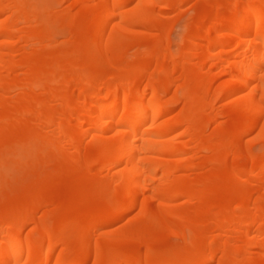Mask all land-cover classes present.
I'll list each match as a JSON object with an SVG mask.
<instances>
[{
	"label": "bare ground",
	"instance_id": "obj_1",
	"mask_svg": "<svg viewBox=\"0 0 264 264\" xmlns=\"http://www.w3.org/2000/svg\"><path fill=\"white\" fill-rule=\"evenodd\" d=\"M263 139L264 0H0V264H264Z\"/></svg>",
	"mask_w": 264,
	"mask_h": 264
},
{
	"label": "rangeland",
	"instance_id": "obj_2",
	"mask_svg": "<svg viewBox=\"0 0 264 264\" xmlns=\"http://www.w3.org/2000/svg\"><path fill=\"white\" fill-rule=\"evenodd\" d=\"M171 21H169V23H170ZM174 24V23H173ZM173 24H172V22L168 25L169 27H168V29H169V33H171L170 35V37H171V39H172V41L174 42V43H177L178 42V40H179V34H180V28H179V26H178V24L175 26V24H174V26H173ZM173 28V29H172ZM171 29H172V31H171ZM63 39H65V38H63ZM62 38L60 39V40H63ZM224 119V118H223ZM226 120V118L224 119V120H222V122L223 121H225ZM261 141H263V142H261ZM255 140V141H253V142H251V144H252V148H253V151H259L260 149H264V139L263 140ZM261 142V143H260ZM258 143H259V145H258ZM253 144H257V145H253ZM260 152V151H259ZM74 191L72 192V195H70L69 197H68V199H67V201L69 202H71V200L74 198ZM83 207V206H82Z\"/></svg>",
	"mask_w": 264,
	"mask_h": 264
}]
</instances>
